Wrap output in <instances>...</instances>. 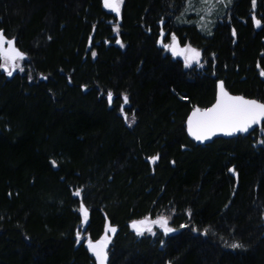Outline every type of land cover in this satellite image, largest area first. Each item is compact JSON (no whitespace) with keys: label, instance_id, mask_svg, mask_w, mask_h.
Returning a JSON list of instances; mask_svg holds the SVG:
<instances>
[{"label":"trees","instance_id":"1","mask_svg":"<svg viewBox=\"0 0 264 264\" xmlns=\"http://www.w3.org/2000/svg\"><path fill=\"white\" fill-rule=\"evenodd\" d=\"M185 2L123 0L117 16L102 0H0L26 53L23 71L0 68V264H96L84 242L106 224L107 264H264V121L206 143L186 128L218 79L264 102V0H232L209 33L177 19ZM161 215L175 231L131 226Z\"/></svg>","mask_w":264,"mask_h":264},{"label":"snow or ice","instance_id":"2","mask_svg":"<svg viewBox=\"0 0 264 264\" xmlns=\"http://www.w3.org/2000/svg\"><path fill=\"white\" fill-rule=\"evenodd\" d=\"M105 6L119 13L123 0H104ZM255 3V0H253ZM257 26H260L261 21H255ZM117 43H120L117 40ZM163 44L165 50L172 51L173 55L184 56L186 66H190L193 60H198L200 53L191 48V46L179 47V41L173 35L171 37V43H164L163 39L160 41ZM5 44L7 45L5 47ZM93 56L95 53L93 52ZM25 59V54L15 47L14 40H8L4 37L2 30H0V68L7 71V74L11 76L13 70L19 68L23 71V68L16 63L18 60ZM9 64L12 65V70H8ZM264 74V73H262ZM113 94L108 93V100L111 103ZM124 103H128L127 96L124 97ZM123 111V108L121 109ZM127 119V117H126ZM264 121V102H258L256 100L246 99L242 96H232L224 88L223 83L219 85V95L216 103L205 110L195 109L188 120V131L198 141H204L214 136L217 132H222L226 135H232L237 132H248L249 129L256 124ZM155 162L157 157L151 158ZM54 163V162H53ZM79 195V192L75 193ZM82 214L84 221H87L88 209L82 205ZM190 214V213H189ZM169 218L166 216H160L155 220H149L145 218L141 221H134L132 227L137 231V234L142 235L144 231L152 232L151 224H157L164 233H171L175 229L168 226ZM181 227H184L182 225ZM115 232L116 229L108 226L106 228L105 235L95 242L91 239L87 241V247L94 253L99 264H106L107 262V246L110 242V237L107 232ZM207 232V229L205 230ZM79 243L80 233H77ZM232 248L242 247L240 244H232Z\"/></svg>","mask_w":264,"mask_h":264},{"label":"rangeland","instance_id":"3","mask_svg":"<svg viewBox=\"0 0 264 264\" xmlns=\"http://www.w3.org/2000/svg\"><path fill=\"white\" fill-rule=\"evenodd\" d=\"M231 1L232 0H186L185 6L182 9V11L179 13V15L177 16V19L179 21H192L198 26V28L200 30H202L203 32L209 33L212 30L216 20L226 11V8L230 5ZM102 2H103V5L105 6L104 0H102ZM105 8H107L108 10H111L106 6H105ZM112 12L115 13L117 16H119V14H120V11H119V13H117L115 11H112ZM163 34H164V31H161V36L159 37V40H158V43L161 44L162 46H163V44L160 43V41L162 40ZM173 35L176 37V35L174 33H171L169 40L168 41L163 40V42L170 44L171 43V37ZM4 37L8 40H14L15 41V38L13 36L8 37V36L4 35ZM176 39H177V37H176ZM186 45L191 46V48L196 49L200 53L198 60H193L190 65H192V64L200 65L201 64V57H202L201 50L199 48H196L195 46H193L191 44H185V45L179 44V47L183 48ZM6 46L7 45L5 44V47ZM15 47L18 48L22 53H24L25 57H26V53L23 50H21L16 45V43H15ZM166 51L170 52L171 55L174 56L172 51H170V50H166ZM174 57L180 58L183 61L184 66H186L185 61H184V56L176 55ZM23 60H18V61H16V63H18L22 67ZM1 62H3V61H1ZM8 70H12L11 64H9ZM16 70H19V68L13 70V73ZM6 74H7V71H6ZM82 205L83 204L81 203L80 204V211H81V216H82L81 227H84L86 222L84 221L83 214H82ZM83 207H85V206L83 205ZM161 216H165V215H161ZM158 217H160V216H157V217L145 216V217L139 218V219L134 220V221H141V220H144L145 218H148L151 221V220L157 219ZM134 221H132V222H134ZM108 226L114 228V226L106 224L105 232L103 233L101 238L105 235L106 228ZM131 226H132V224H131ZM150 226L152 227V232H148V231H144V232L151 233V234H156L158 232L164 233L163 229H161L159 227V225L151 224ZM168 226L171 227L169 222H168ZM171 228H173V227H171ZM173 229H175V228H173ZM112 233L113 232H110V231L107 232V235L110 237V239H111ZM101 238H99V239H101Z\"/></svg>","mask_w":264,"mask_h":264},{"label":"water","instance_id":"4","mask_svg":"<svg viewBox=\"0 0 264 264\" xmlns=\"http://www.w3.org/2000/svg\"><path fill=\"white\" fill-rule=\"evenodd\" d=\"M221 82L223 83V80H222V79H218V80H217V83H216L215 98H214L213 102H212L210 105L205 106V107H200V106H198V105H195V106L190 110V112H189V114H188V116H187V118H186V128H187V131H188V120H189V117L192 115V113H193V111H194L195 109L199 108L200 110L203 111V110H205V109H208V108L212 107V106L216 103V101H217V99H218V95H219V85H220ZM223 85H224V83H223ZM224 88H225V90H226L230 95H232V96H242V97H244V98H246V99L256 100V101H258V102H263V101H261L260 99L255 98V97H248V96H245V95L240 94V93H233V92H230V91L225 87V85H224ZM262 122H263V121H262ZM262 122L259 123V124L253 125V126L249 129L248 132L252 131V130H253L255 127H257V126H260V125L262 124ZM248 132H237V133H234V134H232V135H226V134H224V133H222V132H217L214 136H211L209 139L204 140V141H198V140H196V139H195V138L189 133V131H188V134H189V136H190L192 139H194L195 141H197V142H199V143H206V142H209L213 137H216V136H225V137H229V136H235V135L240 134V133H248ZM132 223H133V222H132ZM88 240H89V239H87V240L85 241V244H86V245H87V241H88ZM97 240H100V239H97ZM97 240H92V241L95 242V241H97ZM107 249H108V246H107ZM93 255H94V253H93ZM94 257H95V259H96V256H95V255H94ZM107 257H108V252H107ZM107 259H108V258H107ZM96 263L99 264V262L97 261V259H96ZM106 264H107V262H106Z\"/></svg>","mask_w":264,"mask_h":264},{"label":"bare ground","instance_id":"5","mask_svg":"<svg viewBox=\"0 0 264 264\" xmlns=\"http://www.w3.org/2000/svg\"><path fill=\"white\" fill-rule=\"evenodd\" d=\"M216 91V90H215ZM213 102V101H212ZM211 102V103H212ZM132 224V223H131ZM85 246L87 247V245L85 244ZM87 249L89 250V248L87 247ZM89 252L93 255V253L89 250ZM107 252H108V249H107ZM93 257H94V255H93ZM94 259H95V257H94ZM108 260V259H107ZM95 263H96V259H95ZM97 264V263H96Z\"/></svg>","mask_w":264,"mask_h":264}]
</instances>
